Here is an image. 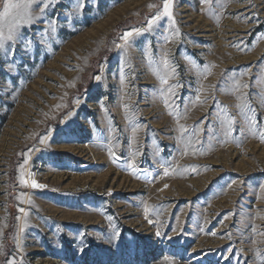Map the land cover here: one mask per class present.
Segmentation results:
<instances>
[{
    "label": "rangeland",
    "instance_id": "rangeland-1",
    "mask_svg": "<svg viewBox=\"0 0 264 264\" xmlns=\"http://www.w3.org/2000/svg\"><path fill=\"white\" fill-rule=\"evenodd\" d=\"M164 2L37 0L0 54V264L264 258V0H174L148 31Z\"/></svg>",
    "mask_w": 264,
    "mask_h": 264
},
{
    "label": "snow or ice",
    "instance_id": "snow-or-ice-1",
    "mask_svg": "<svg viewBox=\"0 0 264 264\" xmlns=\"http://www.w3.org/2000/svg\"><path fill=\"white\" fill-rule=\"evenodd\" d=\"M36 2L37 0H26L25 3L17 2V0H6V2L3 4V10L0 11V54H5V53L14 54V51H15L14 45L19 35L20 26L21 25L31 26L32 23L36 22V20L39 19V17L33 15L32 13V5ZM51 2H54V0H44L43 5L38 9V11H40L41 14H43L44 9L48 7L49 3ZM77 2L80 8H82L83 7L82 0H77ZM203 2L207 5H211V0H203ZM150 7H153V6L150 5ZM173 7H174V0H165L164 5H163V11L158 13L156 16H154L148 21L147 30L151 31L153 29V26L156 25L157 22L162 17H167L168 20H170L172 24L174 25L175 19H174ZM142 32H143V29L135 30V34L137 35ZM175 35L177 38H179L180 33H179L178 28L175 30ZM133 36H134L133 31H127L121 35L120 39L123 40L124 43L123 45H119V47L123 48L125 52H127V49L129 47L134 46L133 43H130V40ZM163 39L165 40V42H169V37H167L166 35L163 37ZM9 44H11V47H9ZM161 62L165 69L169 67L170 62L167 59V54H165L162 57ZM152 63H153V60L150 57L149 64H152ZM97 79H99V77H97ZM158 79L160 80L161 85H168V76H158ZM175 87H180V85H176ZM242 87L246 88L247 85H241L239 81H235L233 84V88L236 91H239ZM171 91H172L171 87L168 89L161 88V93L164 95V103L166 107H168L167 93H170ZM196 99L197 101H199L198 96ZM239 99L243 101L241 105H239L241 112H244L245 109H250L251 106L250 104L247 103L244 97H239ZM127 110H128L127 106H125V111L127 112ZM252 122L256 123L255 120H253ZM234 123H235L234 119L229 121L228 130L226 134L230 135L234 131L233 129ZM179 131L180 133L183 134L187 132L188 129L181 125L179 127ZM261 138L264 139V132L261 133ZM43 142L45 141L42 140L41 143ZM196 142L199 143V140L197 139ZM112 155L115 159V154L112 153ZM133 165H134V162H133ZM192 171H196V169H192ZM167 174L168 172L166 171L165 175ZM21 184L25 186H29V181L24 179L23 170H21ZM30 186L33 189H44L46 187V185L38 183L34 179L31 181ZM165 187H167V185ZM260 187H261V191H264V185H261ZM109 195H111V193H109ZM144 211L147 216V213L149 211V206L145 205ZM20 212L24 213L25 216L28 215L27 212H25L23 208L20 209ZM108 219L109 221H111L112 217H108ZM149 222L151 223V221ZM26 226L27 224H25V227ZM23 230L24 229L21 228V231ZM213 235H215V233H213ZM156 236L157 237L162 236V233L160 230L156 231ZM119 238H120V232L114 231L113 235L109 237L108 242L111 243L114 240L118 241ZM166 238L171 239V237H166ZM0 247H2V245H0ZM79 251L83 252L84 248L81 247ZM165 259H168V257H165ZM9 264H15V262L10 261ZM260 264H264V258H260Z\"/></svg>",
    "mask_w": 264,
    "mask_h": 264
}]
</instances>
